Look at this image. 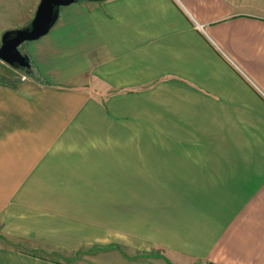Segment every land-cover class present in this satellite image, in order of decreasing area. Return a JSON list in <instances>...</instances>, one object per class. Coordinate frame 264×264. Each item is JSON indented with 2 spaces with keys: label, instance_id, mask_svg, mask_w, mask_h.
Listing matches in <instances>:
<instances>
[{
  "label": "crops",
  "instance_id": "obj_1",
  "mask_svg": "<svg viewBox=\"0 0 264 264\" xmlns=\"http://www.w3.org/2000/svg\"><path fill=\"white\" fill-rule=\"evenodd\" d=\"M31 47L0 77V264H264V0H76Z\"/></svg>",
  "mask_w": 264,
  "mask_h": 264
},
{
  "label": "rangeland",
  "instance_id": "obj_2",
  "mask_svg": "<svg viewBox=\"0 0 264 264\" xmlns=\"http://www.w3.org/2000/svg\"><path fill=\"white\" fill-rule=\"evenodd\" d=\"M37 4L39 3H36V5L34 6V0L33 1L0 0V45H1L2 35L6 30L19 29L30 25L37 10V6H38ZM33 42L34 41H26L22 45H20L19 48L21 52L27 55L28 50L32 48L31 46L33 45ZM19 70L22 69H19L18 67L15 66H11L0 59V77L4 78L7 77L8 75L11 76L13 72ZM23 71L26 72L27 74H31L32 67L28 71L27 70H23ZM154 106H157L159 109V104H154ZM114 248L120 250L121 253L124 251L122 254H124L125 256L129 254L128 251L129 249L126 246H123L122 243L120 244L117 241V243L111 242L105 245H98V246L92 245L89 246V248H86L89 249V252L84 249L80 252L75 253L74 255L72 254L71 256H67L66 258L69 264H113L111 262V257L113 256L112 254ZM94 251L101 254V256L108 258V260L99 261V262L88 261L87 255L91 254ZM147 255L149 256V254ZM51 257L54 256L52 255ZM120 262H115V264H120ZM124 264H130V263H124Z\"/></svg>",
  "mask_w": 264,
  "mask_h": 264
},
{
  "label": "water",
  "instance_id": "obj_3",
  "mask_svg": "<svg viewBox=\"0 0 264 264\" xmlns=\"http://www.w3.org/2000/svg\"><path fill=\"white\" fill-rule=\"evenodd\" d=\"M76 0H40L29 26L6 30L1 38L0 59L11 66L25 70L31 68L28 55L23 54L20 45L26 41H35L45 36L55 24L62 6Z\"/></svg>",
  "mask_w": 264,
  "mask_h": 264
},
{
  "label": "built area",
  "instance_id": "obj_4",
  "mask_svg": "<svg viewBox=\"0 0 264 264\" xmlns=\"http://www.w3.org/2000/svg\"><path fill=\"white\" fill-rule=\"evenodd\" d=\"M196 25H197V27H198L199 29L204 30V27H203L201 24H199L198 22L196 23Z\"/></svg>",
  "mask_w": 264,
  "mask_h": 264
},
{
  "label": "trees",
  "instance_id": "obj_5",
  "mask_svg": "<svg viewBox=\"0 0 264 264\" xmlns=\"http://www.w3.org/2000/svg\"><path fill=\"white\" fill-rule=\"evenodd\" d=\"M25 70H27V71H28L29 69H25Z\"/></svg>",
  "mask_w": 264,
  "mask_h": 264
}]
</instances>
